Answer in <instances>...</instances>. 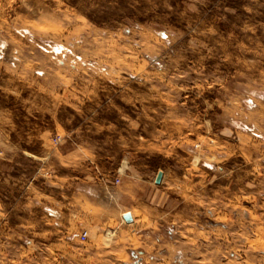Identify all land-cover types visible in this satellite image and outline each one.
<instances>
[{"label": "rangeland", "instance_id": "1", "mask_svg": "<svg viewBox=\"0 0 264 264\" xmlns=\"http://www.w3.org/2000/svg\"><path fill=\"white\" fill-rule=\"evenodd\" d=\"M0 202V264H264V0H0Z\"/></svg>", "mask_w": 264, "mask_h": 264}, {"label": "crops", "instance_id": "2", "mask_svg": "<svg viewBox=\"0 0 264 264\" xmlns=\"http://www.w3.org/2000/svg\"><path fill=\"white\" fill-rule=\"evenodd\" d=\"M102 190V199L101 200H97L96 202H93V208L95 210V214L93 216V222L96 224V226L99 229H107L109 227H112V223H117V210L112 208L111 204L105 202L104 199H107L108 197H111L110 192L106 189V187ZM87 196H84L81 193H78L77 197H75L76 200H78V203L76 201V204L78 205V207L80 208L82 205H84L86 202H88V199H86ZM70 201L68 200V204ZM0 207H1V202H0ZM1 213L3 211H0ZM79 216H80V211L78 212ZM58 214L57 212H53L52 210L49 212L47 211V220H46V226L47 228H51L54 227L55 222H54V218L55 215ZM124 215V214H123ZM122 215V216H123ZM57 219V216H56ZM59 225V224H58ZM57 228V227H56ZM59 228V227H58ZM63 241V240H62ZM87 241V240H86ZM86 241L84 243L81 244H85ZM65 241H63L64 244ZM72 242H74V240H72ZM74 244H76V242H74ZM52 246H55V244H52Z\"/></svg>", "mask_w": 264, "mask_h": 264}, {"label": "water", "instance_id": "3", "mask_svg": "<svg viewBox=\"0 0 264 264\" xmlns=\"http://www.w3.org/2000/svg\"><path fill=\"white\" fill-rule=\"evenodd\" d=\"M161 178H162V174H161V173H158V174H157V177H156V179H155V183H156V184H159L160 181H161ZM122 219H123L126 223H131V221H132V217H131V215H130L129 213L124 214V215L122 216Z\"/></svg>", "mask_w": 264, "mask_h": 264}, {"label": "built area", "instance_id": "4", "mask_svg": "<svg viewBox=\"0 0 264 264\" xmlns=\"http://www.w3.org/2000/svg\"><path fill=\"white\" fill-rule=\"evenodd\" d=\"M86 240H87V233L86 232L81 233L80 241L85 242Z\"/></svg>", "mask_w": 264, "mask_h": 264}, {"label": "bare ground", "instance_id": "5", "mask_svg": "<svg viewBox=\"0 0 264 264\" xmlns=\"http://www.w3.org/2000/svg\"><path fill=\"white\" fill-rule=\"evenodd\" d=\"M116 181H117V180H116ZM116 181H115V182H116ZM123 221H124V220H123Z\"/></svg>", "mask_w": 264, "mask_h": 264}]
</instances>
